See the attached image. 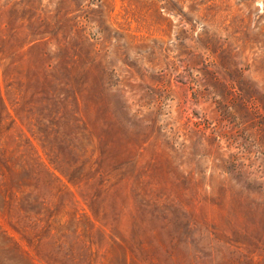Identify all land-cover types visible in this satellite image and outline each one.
Returning <instances> with one entry per match:
<instances>
[{
  "label": "rangeland",
  "instance_id": "374dc122",
  "mask_svg": "<svg viewBox=\"0 0 264 264\" xmlns=\"http://www.w3.org/2000/svg\"><path fill=\"white\" fill-rule=\"evenodd\" d=\"M0 264H264V0H0Z\"/></svg>",
  "mask_w": 264,
  "mask_h": 264
},
{
  "label": "trees",
  "instance_id": "16d2710c",
  "mask_svg": "<svg viewBox=\"0 0 264 264\" xmlns=\"http://www.w3.org/2000/svg\"><path fill=\"white\" fill-rule=\"evenodd\" d=\"M217 51L212 52L217 53ZM232 72H235V76L226 78L229 80V87L225 85L226 88H224L227 94L217 101L218 117L220 120H227L229 126L226 131H223L218 121L211 126V129L215 135L221 134L229 140L240 139L246 145L256 148L260 146L262 135L253 130L257 126L255 115L259 111L260 102L258 84L246 77L241 69L236 68Z\"/></svg>",
  "mask_w": 264,
  "mask_h": 264
}]
</instances>
